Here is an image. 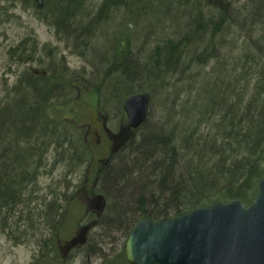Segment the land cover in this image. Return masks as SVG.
<instances>
[{"label":"trees","instance_id":"1","mask_svg":"<svg viewBox=\"0 0 264 264\" xmlns=\"http://www.w3.org/2000/svg\"><path fill=\"white\" fill-rule=\"evenodd\" d=\"M42 1L41 7L31 0L24 2L35 12L44 13L43 18L62 39L85 47L89 36L96 38L93 29L111 19L112 8L128 7V0H102L98 7L92 8L89 0ZM156 1L162 5L167 0ZM173 1L182 8L176 16L182 15L194 29L177 40H165L161 47H155L149 62L134 70L147 76L150 85L158 84L160 91L166 90L165 81L174 73H179V78L184 80L188 77L187 71H194L197 75L187 78L188 89L195 90L197 96L184 105L183 120L168 125L156 139L153 154L157 157L156 164L148 171L154 181L143 185L147 181L142 178L144 172H140L143 165L140 171L133 170L138 176L128 179L134 189L133 196L139 194L136 201L140 208L125 211L134 223L144 217L164 221L216 201L238 199L249 205L264 176V0ZM126 16L136 21L141 17L136 10ZM248 26L254 29L248 30ZM240 34L243 41L239 40ZM226 37L232 38L227 41ZM131 38L125 30L113 37L109 68L115 66L116 78L112 83L99 85L100 89H115L112 92L121 100L143 92L133 90L131 83L124 86ZM28 41L29 37L23 38L8 52L19 48L22 53L17 58L18 65L34 62L42 69L30 66L22 69L10 91L0 98V220L5 211L13 213L25 202H37V197L32 195L36 190L30 192L28 187L36 183L46 158L48 162L51 146L56 145L53 151L60 156L56 163H68L69 173L82 165L88 155L85 134L77 136L70 121L56 120L48 114L50 103L59 99L67 102L77 92L73 93L75 89L52 69L43 68L35 39L34 48L28 53L21 49ZM163 51L166 54L161 56L159 53ZM104 74L111 76L109 72ZM59 140L62 141L57 143ZM153 182L157 185L156 197L147 188ZM27 191L30 195L25 200ZM68 193L67 189L60 202L57 195L46 203V198L43 199L44 212L42 208L33 213L28 210L27 219L30 212L32 218L54 225L55 217L60 216L59 209L67 200L64 195ZM170 200L172 206L167 205Z\"/></svg>","mask_w":264,"mask_h":264},{"label":"rangeland","instance_id":"2","mask_svg":"<svg viewBox=\"0 0 264 264\" xmlns=\"http://www.w3.org/2000/svg\"><path fill=\"white\" fill-rule=\"evenodd\" d=\"M24 1L26 0H0V98L10 91L22 69L27 66L37 70L42 69L34 62L18 65L17 58L22 53L19 48L11 53L8 52L10 47L17 45L23 38L29 37L30 41L21 46V49H26L28 53L34 48L33 39H35L40 48L38 56L43 60V68L52 69L51 71L63 79L65 84L75 89L73 93L77 92V96L70 98L67 102L59 99L50 103L48 114L56 120L70 121L69 125L75 127L77 136L85 134L87 142L85 149L88 155L82 165L73 173H69L68 163L62 161L56 163L60 156L53 151L56 145L51 146L48 162L46 158L39 170L40 174L36 183L28 187L30 192L32 189L36 190L32 195L37 197V202L33 200L29 204L25 202L21 205L24 206L23 211H20L21 206H17L13 213H7V211L2 213L0 264H29L37 254L36 251L42 248V243L46 247L50 246L48 242L50 222L40 221L41 219H36L35 216L32 218L30 212L33 213L44 207L43 199L45 198L46 203L51 197L57 195L59 198L57 202H60L68 185L70 191L67 194V200H69L83 184L87 186L85 189L88 193L92 187L94 194L100 195L106 203L100 217L90 218L97 222L91 236L99 240L101 245H105L99 252V258L93 259L92 264H98L102 260V254L115 255L123 249L129 233L127 231L134 223L130 220V215H125V211L127 212L130 208L131 210L140 208L136 201L139 194L133 196L132 190L134 189L132 183L128 181L138 176L133 170L138 171L143 165L141 171L139 170L144 172L142 178H147L143 185L146 186L150 181H154V178L148 175V171L156 164L157 157L153 155L157 148L156 139L158 140V137L163 135L168 125L172 126L183 120L181 112L184 105L189 101H194L197 96L195 90L188 89L187 78L197 75L194 71H187L188 77L184 80L179 78V73H174L165 81L168 85L166 90L160 91L158 84L150 85L148 77L143 76L140 71H135L134 67L139 68L140 64L149 62L147 60L149 56H153L155 47H161L165 40H177L185 33L192 31L194 27H189L187 19L182 15L176 16L182 8H179L177 2L173 0H167L166 3L163 1L162 5H159L156 0H128V7L112 8L109 12L111 19L93 29V35L96 38L91 39L89 36L90 41L87 47L74 46L70 39H62L56 34L55 28L43 18L44 13L35 12L29 3ZM101 1L89 0V5L91 8L94 5L98 7ZM133 10L138 11L141 16L138 21L126 16ZM93 12L96 11L93 10ZM252 29L254 27L250 26L248 30ZM123 30L132 36L127 52L128 61L126 62L129 64L126 65L124 76L127 82L124 86L131 83L129 85L133 90L141 89L150 97L146 121L138 129L131 130L125 127L127 126L126 114L123 110L125 98L117 99V95L113 93L115 89L108 90V88L100 89L99 87L101 83L106 82L107 84L115 81L116 76L113 74L116 70L113 68L115 66L111 67L112 69L109 68L110 58L113 56L112 39ZM242 32L244 34L246 31ZM241 34L238 37L240 41H243ZM229 39L226 37L227 41ZM163 52L159 54L164 56L166 53ZM121 70L122 68L119 70L120 73H122ZM204 70L207 71V68ZM106 72L111 74L109 78L105 76ZM169 112L173 116L168 115ZM96 113L99 117H104L103 123L95 117ZM170 117L172 120L169 121ZM100 126L105 127L113 137L116 149L113 152L115 153L113 161L109 163V169L104 170L103 173H96L97 159L106 160L108 153V143L102 136L104 132L100 130ZM96 141L97 145L94 149L92 145H95ZM132 171L134 173H131ZM155 186L157 185L153 182L150 187H147L148 191L150 189L154 193V197L158 195ZM138 187L140 189V185ZM28 191L23 196L25 200L30 195ZM147 194L149 196V193ZM79 195L84 196V193L81 192ZM166 196L170 197V195ZM167 205L172 206V201H168ZM52 208H54L53 205ZM42 209L44 212L45 209ZM28 210H31L30 219L26 216ZM20 215H22V220H20ZM62 216L66 218L64 224L67 229L75 221L77 214H63Z\"/></svg>","mask_w":264,"mask_h":264},{"label":"water","instance_id":"3","mask_svg":"<svg viewBox=\"0 0 264 264\" xmlns=\"http://www.w3.org/2000/svg\"><path fill=\"white\" fill-rule=\"evenodd\" d=\"M149 103L146 93L125 98L129 130L145 122ZM124 253L130 264H264V176L249 205L216 201L164 221L139 220Z\"/></svg>","mask_w":264,"mask_h":264},{"label":"flooded vegetation","instance_id":"4","mask_svg":"<svg viewBox=\"0 0 264 264\" xmlns=\"http://www.w3.org/2000/svg\"><path fill=\"white\" fill-rule=\"evenodd\" d=\"M95 117L102 123L104 122L103 116L99 117L96 113ZM126 129L128 128L126 127ZM100 130H103L102 136L105 138L106 143H108V153L105 158L106 160L97 159L96 173H103L104 170L109 169V163H112L115 154L113 152L116 149L113 137L105 127L101 128L100 126ZM85 143H87L86 139ZM96 145L97 141L95 145H92L94 149ZM86 187L85 184L79 186V189L75 191L76 195L74 194L65 203L63 202L64 206L58 211L60 216H57L55 219L56 223L48 226V242L51 249L49 245L46 247L42 243V248L36 251L37 254H35V257L29 264H92L94 258H99V252L102 251L101 248L105 247V245H101L99 240L91 236L97 222L90 218H94L93 216H96V218L100 217L104 212L106 203L100 195L94 194L92 187H90L89 193L85 189ZM68 190L70 191V189ZM81 192L84 193V196L79 195ZM64 196L67 199V194ZM71 213H76L77 217L72 225L66 229L64 224L66 218L62 215H70ZM98 264L130 263L126 260L125 254L120 251L115 255L102 254V260Z\"/></svg>","mask_w":264,"mask_h":264}]
</instances>
